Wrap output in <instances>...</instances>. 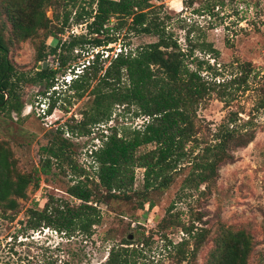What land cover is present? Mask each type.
I'll return each instance as SVG.
<instances>
[{
    "label": "rangeland",
    "instance_id": "1",
    "mask_svg": "<svg viewBox=\"0 0 264 264\" xmlns=\"http://www.w3.org/2000/svg\"><path fill=\"white\" fill-rule=\"evenodd\" d=\"M96 1L76 0L71 7L60 0L56 8L45 9V16L57 33L56 39L45 38L47 58L43 63L46 67L58 69L57 54L50 51L58 40L63 43L72 37L86 35V24H73L74 15L94 11ZM151 5L155 16L164 21L165 32L187 55L185 63L190 70L203 62L200 73L206 81L218 85L223 80H235L222 92L223 100L212 91L198 105L197 137L214 143L219 125L230 113H236L233 125L251 130L254 139L244 147L228 151L232 161L219 167L217 177L204 194L201 192L205 186L194 189L193 182L184 189L193 156L183 160L168 189L149 193L148 199L155 204L153 208L145 203L140 209L138 197L105 199L103 190L95 186L96 179L92 182L91 178L77 176L66 166L62 171L53 160L49 172L42 174L39 170L46 156L42 148L62 139L66 142V155L77 173L84 169L94 177L89 154L100 146L107 128L128 126L133 129L144 122L143 118L134 117L133 107L129 111L115 108L107 125L87 126L85 130H89V134H72L70 128L82 120L93 95L90 90L77 98L68 85H64L63 77L74 79L76 71L80 72L97 51H104L103 57L109 55L110 59L123 46L135 49L156 42V37L134 35L124 28L115 43L95 48L92 54L88 45L77 46L69 53L66 66L57 70L55 97L59 100L50 115H38L39 108L41 105L46 108L48 100L37 94V86L28 83L20 86L22 112L19 115L0 112V144L9 152L14 171L40 179L36 190L30 184L26 188V198L17 200L16 212L3 213L0 208V264H106L110 249L122 240L131 243L128 247L136 250L134 258L145 264H211L216 241L237 232L250 238L252 250L247 264H264V0H151ZM65 9L71 11L70 26L60 33L57 28L61 26ZM54 12L58 15L57 21L53 19ZM1 23L6 24L3 33L17 75L32 76L37 66L43 65H36L35 54L44 41V30H39L32 38L16 40L0 15ZM207 47L214 52L207 53ZM207 64L210 70H206ZM106 66L108 62L104 68ZM68 68L73 69L72 74ZM203 146L195 149L194 154ZM191 147L188 144L186 150ZM153 148L147 145L140 148L139 153ZM78 184H86L101 200L97 204L100 221L92 227L90 235L78 231L62 235L47 228L26 231V212L42 210L48 197L79 204L81 201L66 192ZM142 184L143 169L136 168L134 189L140 191ZM175 216L183 223L193 221L205 235L201 243L190 247L196 248L194 257L180 263L169 246V242L179 243L183 236L180 228L170 224Z\"/></svg>",
    "mask_w": 264,
    "mask_h": 264
},
{
    "label": "trees",
    "instance_id": "2",
    "mask_svg": "<svg viewBox=\"0 0 264 264\" xmlns=\"http://www.w3.org/2000/svg\"><path fill=\"white\" fill-rule=\"evenodd\" d=\"M59 1L0 0V15L10 26L14 39L32 38L39 30H44V41L36 49V65L46 61L45 38H57L51 20L45 16V9L56 8ZM63 2L68 4L65 6L74 7L76 0ZM95 5L94 11L76 12L74 15L73 24H86L85 36L72 37L63 43L58 40L51 48V54H57L58 69L43 68L41 65L40 70L36 68L32 76L17 75L9 59V43L3 33L6 24H0V112L17 115L22 112L20 86L28 83L37 86V94L48 100L46 114L50 115L59 100V97H55L56 92L51 91L56 83L57 70L66 66L69 53L77 46L88 45L92 54L95 48H105L115 43L124 28L134 35L154 36L156 42L135 49L123 46L110 59L109 55L103 57L104 51H97L68 85L77 98L90 90L93 95L90 106L82 114V120L70 128L72 134H89L90 131L85 130L87 126L107 125L115 108L129 111L133 107L134 117L143 118L142 125L133 129L128 126L107 128L100 146L89 154V166L94 171V177L84 169L77 173L66 155V142L62 139L42 148L46 156L41 161L39 171L46 175L53 160L62 171L66 166L77 176L91 178L92 182L96 179L95 186L103 190L105 199L131 200L138 197L137 206L140 209L145 203L153 208L155 204L148 199L149 193L168 189L181 162L193 156L189 180L185 178L184 189L193 182L191 187L194 189L205 186L201 192L204 194L217 177L219 167L232 161L233 157L228 151L244 147L254 139L251 130H241L238 125H233L237 120L236 113H230L227 120L219 125L214 143L204 142L197 137L196 108L212 91L223 100L222 92L235 80H223L218 85L206 81L200 73L203 62H198L197 68L190 70L185 63L187 55L179 48L177 41L165 32L164 21L155 16L151 0H97ZM70 15L71 11L65 9L57 31L62 33L69 28ZM53 19L58 20L56 12ZM205 49L209 54L214 52L210 47ZM106 62L108 66L104 68ZM68 69L72 74L73 69ZM206 70H210L208 64ZM188 144L192 147L186 150ZM147 145L154 148L139 153V149ZM201 145H204L203 148L194 154V150ZM2 146L0 144V208L3 213L16 212L17 200L26 198V188L30 184L36 190L40 179L15 172L9 152ZM136 168L143 169L140 191L134 189ZM66 192L81 202L75 204L48 197L42 210L29 209L26 212V231L36 232L47 228L62 235L74 231L90 235L92 227L100 221L97 204L101 200L86 184L75 185ZM170 224L180 228L183 234L179 243L169 242L178 262L194 257L196 248L190 247L201 243L204 230H199L193 221L183 223L176 216ZM191 241L194 243L191 244ZM129 245L130 242L122 240L112 247L106 264H145L134 258L136 250L130 249ZM251 250L250 238L245 233L229 234L228 238L216 241L211 264H247Z\"/></svg>",
    "mask_w": 264,
    "mask_h": 264
},
{
    "label": "built area",
    "instance_id": "3",
    "mask_svg": "<svg viewBox=\"0 0 264 264\" xmlns=\"http://www.w3.org/2000/svg\"><path fill=\"white\" fill-rule=\"evenodd\" d=\"M71 78H72V77H63V80H64V81H70ZM52 89H56V88H55V85H54V87H53ZM43 106H45V105H41V108H39V112H40V113H39L38 115H43V116L46 115V110H45V108H44Z\"/></svg>",
    "mask_w": 264,
    "mask_h": 264
},
{
    "label": "clouds",
    "instance_id": "4",
    "mask_svg": "<svg viewBox=\"0 0 264 264\" xmlns=\"http://www.w3.org/2000/svg\"><path fill=\"white\" fill-rule=\"evenodd\" d=\"M76 72H77V71H76ZM75 75H76V74H75ZM74 78H75V76H74ZM72 80H73L72 78H71L70 81H64V80H63L64 85H65V84L69 85V84L72 82ZM63 82H62V83H63ZM56 90H58V89H52L51 91H55V92H56ZM47 103H48V102H47ZM46 105H47V104H46ZM45 110L47 111V106H46ZM46 115H47V114H46Z\"/></svg>",
    "mask_w": 264,
    "mask_h": 264
},
{
    "label": "water",
    "instance_id": "5",
    "mask_svg": "<svg viewBox=\"0 0 264 264\" xmlns=\"http://www.w3.org/2000/svg\"><path fill=\"white\" fill-rule=\"evenodd\" d=\"M42 66H43V68H46V63H43V65H42ZM40 68H41V66H40V65H38V66H37V70H40Z\"/></svg>",
    "mask_w": 264,
    "mask_h": 264
}]
</instances>
